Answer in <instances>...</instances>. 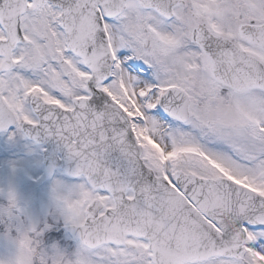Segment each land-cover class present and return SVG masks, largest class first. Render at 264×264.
<instances>
[{
	"label": "snow or ice",
	"instance_id": "1",
	"mask_svg": "<svg viewBox=\"0 0 264 264\" xmlns=\"http://www.w3.org/2000/svg\"><path fill=\"white\" fill-rule=\"evenodd\" d=\"M0 136L71 178L0 264H264V0H0Z\"/></svg>",
	"mask_w": 264,
	"mask_h": 264
},
{
	"label": "flooded vegetation",
	"instance_id": "2",
	"mask_svg": "<svg viewBox=\"0 0 264 264\" xmlns=\"http://www.w3.org/2000/svg\"><path fill=\"white\" fill-rule=\"evenodd\" d=\"M46 143H52L56 148L55 141L44 142L39 145L31 144L26 140H19L14 147H8L6 137L0 136V190L6 192L9 188L16 191L18 199L22 206L36 219H45L50 211V189L53 179H62L69 181L65 172L59 168H53L52 174L46 170L43 163ZM12 151V153H10ZM11 154V156H10ZM57 158H61L60 151L55 152ZM13 161L21 160L23 167L14 168L8 165L6 160ZM3 197L0 196V202ZM64 234V239L61 243L68 242L74 245L75 241L63 230V227L58 229ZM0 244L3 249L11 251L9 244L0 235Z\"/></svg>",
	"mask_w": 264,
	"mask_h": 264
},
{
	"label": "rangeland",
	"instance_id": "3",
	"mask_svg": "<svg viewBox=\"0 0 264 264\" xmlns=\"http://www.w3.org/2000/svg\"><path fill=\"white\" fill-rule=\"evenodd\" d=\"M10 153H12V151H10ZM10 156H11V154H10ZM9 158H10V157H8V160H6V167H7V168H8V165H9L10 167H13V166H14V168L19 167L18 164H20V165L23 167V164H21V162H20L21 160H17V161L14 163L13 161H9ZM64 244H69V243L64 241ZM10 252H11V251L8 252L7 250L3 249V247H2L1 244H0V257H7V256L10 255Z\"/></svg>",
	"mask_w": 264,
	"mask_h": 264
}]
</instances>
